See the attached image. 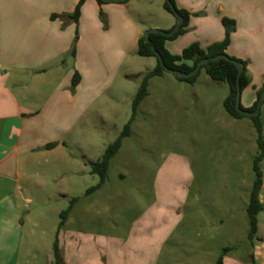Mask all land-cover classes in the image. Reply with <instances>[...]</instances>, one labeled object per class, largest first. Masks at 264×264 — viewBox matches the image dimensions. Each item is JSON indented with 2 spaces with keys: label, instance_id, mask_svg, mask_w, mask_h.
I'll use <instances>...</instances> for the list:
<instances>
[{
  "label": "crops",
  "instance_id": "obj_1",
  "mask_svg": "<svg viewBox=\"0 0 264 264\" xmlns=\"http://www.w3.org/2000/svg\"><path fill=\"white\" fill-rule=\"evenodd\" d=\"M215 1L174 0L176 8L190 17L185 33L165 41L164 47L173 56H180L194 43L206 50L224 39L221 20L235 19L241 30L255 37L256 48H261L256 53V67L247 62L251 50L248 53L233 45L234 30L225 51L228 57L246 64L249 83L241 90L240 106L249 110L264 88V5L261 0ZM163 2L126 0L100 5L85 0L74 22L71 17L78 0H0V264H31L35 260L24 248L21 211L22 203L25 207L31 204L33 185H41L39 190L48 201L53 197L43 186L52 183L60 185L57 195L62 199H77L75 188L83 162L89 166L97 162L113 142L100 141L99 146L88 142L96 153L91 160L79 140L88 135L92 119L104 126L129 111L134 97L129 89L131 77L139 82L156 66L152 58L137 56L138 40L147 30L167 32L176 23L163 9ZM141 65L150 68L137 71ZM75 75L78 82L73 85ZM172 78H152L138 108L150 97L151 87L159 84L156 82L187 84ZM51 144L55 146L46 149ZM260 168L258 199L264 206V161ZM67 220L55 237L60 264H88L91 260L94 264L127 263L126 257L114 256L115 249L131 246V232L139 221L125 237L105 236L99 245L94 240V257H84L83 243L77 232L66 229ZM53 244L48 246L46 264H54ZM249 246L243 257L225 254L222 264H264V210L257 215V232Z\"/></svg>",
  "mask_w": 264,
  "mask_h": 264
},
{
  "label": "rangeland",
  "instance_id": "obj_2",
  "mask_svg": "<svg viewBox=\"0 0 264 264\" xmlns=\"http://www.w3.org/2000/svg\"><path fill=\"white\" fill-rule=\"evenodd\" d=\"M230 20L235 22L233 45L248 53L251 50L247 62L257 67L256 53L261 48H256L255 37L241 30L235 19ZM149 68L136 67L144 72ZM146 74L139 82L131 77V96ZM156 83L138 108L130 136L112 158L107 181L98 191L88 193L99 178L83 162L75 188V210L67 216L66 229L77 232L82 255L94 257V240L99 245L105 236L125 237L139 221L131 232V246L115 249L114 256L126 257V264H217L225 254L243 257L250 249L246 208L257 154L251 121L236 122L226 114L227 85L212 82L203 70L194 85ZM128 109L104 126L91 120L88 135L79 140L91 160L96 153L88 142L99 146L100 141H114L130 120L131 107ZM259 116L264 122V104ZM33 186L31 204L21 207L24 248L35 257L31 264H46L60 214L71 205V199L57 195L59 184L43 186L53 197L50 201L40 192V184ZM90 262L94 264V260Z\"/></svg>",
  "mask_w": 264,
  "mask_h": 264
},
{
  "label": "trees",
  "instance_id": "obj_3",
  "mask_svg": "<svg viewBox=\"0 0 264 264\" xmlns=\"http://www.w3.org/2000/svg\"><path fill=\"white\" fill-rule=\"evenodd\" d=\"M95 1L100 5L105 4L99 0H95ZM84 2L85 0H78L74 13L71 17L74 22H77L79 18L80 8ZM168 2H170V4L175 7L177 13L182 17L183 23L180 26L179 30L170 37H165L161 34L150 35L149 44L144 43L143 36H141L140 39L138 40L137 51H136L137 56L140 58H154L156 61V66L151 72L147 73L141 80L139 88L131 102L132 113L130 120L124 126L120 135L111 144H109L106 147L102 157L97 162L91 164L90 174L97 175L99 178V182L95 187L90 188L88 190V193L96 191L106 182L107 172L110 162L112 158L116 155V153L119 151L123 139L130 136L131 124L134 120L137 109L141 104V102L147 96L149 81L152 78L162 77L166 73L160 67L156 55L152 52L151 47H154L155 51L162 57L166 68L170 70L180 71L183 73H190L196 67V65L203 59H211L218 55H226L225 51L230 42V35L235 30V22L227 18H223L221 20L222 27L224 28V39L222 40V42L212 44L206 50L200 49L199 45L194 43L191 44L186 49H184L180 56L170 55L166 51L164 47V43L165 41L168 40H174L185 33L190 14H188L185 11L178 10L175 6L174 0H168ZM163 9L170 15H173L169 7V4L167 3L166 0H164L163 2ZM235 61L239 62L243 67V73L240 78V87L242 90L249 83L246 64L239 60H235ZM201 70L205 72V74L210 78L211 81L215 83H224L227 85L228 95L223 102V109L226 112V114L232 119H244V118L250 119L256 133L257 154L253 159V165H252L254 182L250 192L249 203L246 208V214L249 222L248 240L252 241L257 232V215L264 210V206L260 203L258 199V195L262 186V173H261L260 164L262 161H264L263 123L259 118L260 116L249 118L243 115H239L236 112L235 99L237 93V89H236L237 69L231 62L226 60H217L215 62L209 61L208 64L202 66L200 71ZM198 74L189 79H178L175 78L174 76L173 77L179 82H184L189 85H193L196 82ZM77 82H78V76L75 75L72 84L76 85ZM262 91H264V88L262 89ZM262 91H259L257 93V100L254 103L253 107L246 111L252 112L255 110ZM54 146H55L54 144L48 145L46 146V149L48 150L52 149ZM74 203H75V199L71 200L70 202L71 205L60 214V223L58 226V231L63 227L67 219V216L71 210V207ZM53 255H54V264H60L61 261L59 256L57 239H55V242L53 244ZM217 264H222V258L218 259Z\"/></svg>",
  "mask_w": 264,
  "mask_h": 264
},
{
  "label": "water",
  "instance_id": "obj_4",
  "mask_svg": "<svg viewBox=\"0 0 264 264\" xmlns=\"http://www.w3.org/2000/svg\"><path fill=\"white\" fill-rule=\"evenodd\" d=\"M99 1H101L103 3H124L126 0H99ZM166 1L169 4L171 12H172L173 16L176 19V23H175L174 27L170 31H167V32L161 31V30H155V29H151V30L145 31L143 33V38H144V43L145 44H149V36L150 35L161 34V35H163L165 37H170V36L174 35L179 30L180 26L183 23V19L177 13L175 7L172 6L170 4V2H168V0H166ZM151 50L156 55V58H157V60H158V62L160 64V67L166 73H169V74H171L172 76H174L175 78H178V79H189V78L197 75L199 73L200 69L202 68V66L208 64L209 61L215 62L217 60H226V61L231 62L237 69V76H236L237 93H236V99H235V110H236V112L239 115H243V116H246V117H249V118H253V117H258L259 116L260 108H261V106H262V104L264 102V91L261 92L259 101H258L257 106H256L254 111H252V112L246 111V110L242 109L241 106H240V93H241L240 78H241V75L243 73V67H242V65L239 62L230 59V57H228L227 55H218V56H215V57H213L211 59H203V60H201L190 73H183V72H180V71L170 70V69L166 68V66L164 65L162 57L155 51V48L151 47Z\"/></svg>",
  "mask_w": 264,
  "mask_h": 264
}]
</instances>
